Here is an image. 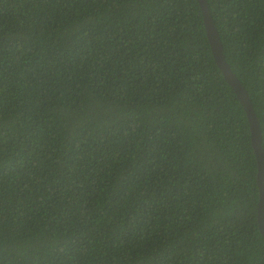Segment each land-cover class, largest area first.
<instances>
[{
    "label": "trees",
    "instance_id": "trees-1",
    "mask_svg": "<svg viewBox=\"0 0 264 264\" xmlns=\"http://www.w3.org/2000/svg\"><path fill=\"white\" fill-rule=\"evenodd\" d=\"M264 148V0H207ZM249 117L198 0H0V264H264Z\"/></svg>",
    "mask_w": 264,
    "mask_h": 264
},
{
    "label": "water",
    "instance_id": "water-1",
    "mask_svg": "<svg viewBox=\"0 0 264 264\" xmlns=\"http://www.w3.org/2000/svg\"><path fill=\"white\" fill-rule=\"evenodd\" d=\"M198 1L203 11L206 34L211 46L214 60L218 65V67L220 68L221 72L223 73L225 79L234 89L237 97L239 98L241 104L243 105L249 117V122L251 125V132H252L253 147L255 149L257 164H258V186L260 191L258 221H259L260 231L264 236V148H263V139H262L259 120L254 111L253 104L247 89L244 86H242L239 79L232 71L231 67L229 66L226 60L223 43L219 31L211 15L208 1L207 0H198Z\"/></svg>",
    "mask_w": 264,
    "mask_h": 264
}]
</instances>
